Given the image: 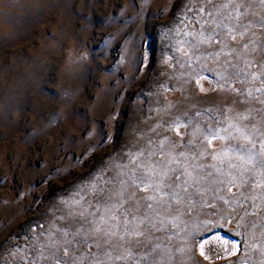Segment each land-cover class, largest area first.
Wrapping results in <instances>:
<instances>
[{"label":"rangeland","instance_id":"rangeland-1","mask_svg":"<svg viewBox=\"0 0 264 264\" xmlns=\"http://www.w3.org/2000/svg\"><path fill=\"white\" fill-rule=\"evenodd\" d=\"M257 161L264 0H0V264H264Z\"/></svg>","mask_w":264,"mask_h":264},{"label":"snow or ice","instance_id":"snow-or-ice-1","mask_svg":"<svg viewBox=\"0 0 264 264\" xmlns=\"http://www.w3.org/2000/svg\"><path fill=\"white\" fill-rule=\"evenodd\" d=\"M241 159H244V157H241ZM247 162L248 163H252L253 162V158L251 156H249L247 158ZM256 163L260 164L261 166H264V162H262V161H257Z\"/></svg>","mask_w":264,"mask_h":264}]
</instances>
